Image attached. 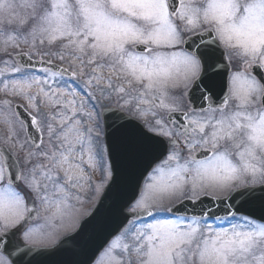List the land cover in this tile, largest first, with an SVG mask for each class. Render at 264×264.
Instances as JSON below:
<instances>
[{
  "label": "snow or ice",
  "instance_id": "snow-or-ice-1",
  "mask_svg": "<svg viewBox=\"0 0 264 264\" xmlns=\"http://www.w3.org/2000/svg\"><path fill=\"white\" fill-rule=\"evenodd\" d=\"M61 250L264 264V0H0V264Z\"/></svg>",
  "mask_w": 264,
  "mask_h": 264
},
{
  "label": "water",
  "instance_id": "water-1",
  "mask_svg": "<svg viewBox=\"0 0 264 264\" xmlns=\"http://www.w3.org/2000/svg\"><path fill=\"white\" fill-rule=\"evenodd\" d=\"M114 196L116 195L115 193L113 194ZM257 195H259V192H257ZM103 199V197H102ZM109 202L110 201H105L104 207L101 209V214H102V219H104L108 224L114 225L116 223V218L112 215V213L109 210ZM254 211L256 212L257 215L260 214V208L259 204H257L254 208ZM58 247V246H57ZM71 245H65V248H71ZM38 252H52L54 251L53 249H37ZM80 257L75 254L74 251H59L55 252L53 255H44V256H38L36 258L35 264H64L65 261L67 260H75L79 259Z\"/></svg>",
  "mask_w": 264,
  "mask_h": 264
},
{
  "label": "rangeland",
  "instance_id": "rangeland-1",
  "mask_svg": "<svg viewBox=\"0 0 264 264\" xmlns=\"http://www.w3.org/2000/svg\"><path fill=\"white\" fill-rule=\"evenodd\" d=\"M66 66V65H65ZM98 177H99V174H95L94 176H93V179H98ZM94 203V202H93ZM86 207V209L87 208H91L92 207V204H88V205H86L85 206Z\"/></svg>",
  "mask_w": 264,
  "mask_h": 264
}]
</instances>
